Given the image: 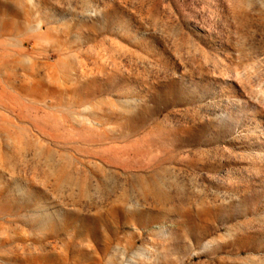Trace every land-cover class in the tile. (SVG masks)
<instances>
[{
    "label": "rangeland",
    "instance_id": "obj_1",
    "mask_svg": "<svg viewBox=\"0 0 264 264\" xmlns=\"http://www.w3.org/2000/svg\"><path fill=\"white\" fill-rule=\"evenodd\" d=\"M0 264H264V0H0Z\"/></svg>",
    "mask_w": 264,
    "mask_h": 264
}]
</instances>
